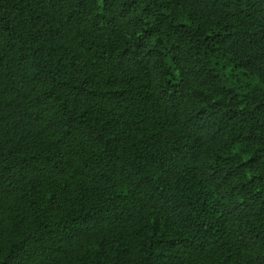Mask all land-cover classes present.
Wrapping results in <instances>:
<instances>
[{
  "label": "trees",
  "instance_id": "16d2710c",
  "mask_svg": "<svg viewBox=\"0 0 264 264\" xmlns=\"http://www.w3.org/2000/svg\"><path fill=\"white\" fill-rule=\"evenodd\" d=\"M0 264H264V0H0Z\"/></svg>",
  "mask_w": 264,
  "mask_h": 264
}]
</instances>
